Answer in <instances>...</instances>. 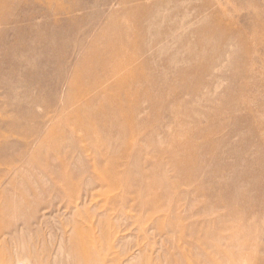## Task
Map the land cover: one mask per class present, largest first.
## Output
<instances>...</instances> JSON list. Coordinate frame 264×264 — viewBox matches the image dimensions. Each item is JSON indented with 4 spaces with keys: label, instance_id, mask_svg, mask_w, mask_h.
<instances>
[{
    "label": "rangeland",
    "instance_id": "obj_1",
    "mask_svg": "<svg viewBox=\"0 0 264 264\" xmlns=\"http://www.w3.org/2000/svg\"><path fill=\"white\" fill-rule=\"evenodd\" d=\"M0 264H264V0H0Z\"/></svg>",
    "mask_w": 264,
    "mask_h": 264
}]
</instances>
